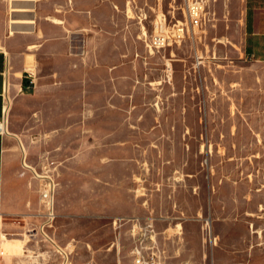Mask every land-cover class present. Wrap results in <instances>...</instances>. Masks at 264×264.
<instances>
[{
    "label": "rangeland",
    "instance_id": "obj_1",
    "mask_svg": "<svg viewBox=\"0 0 264 264\" xmlns=\"http://www.w3.org/2000/svg\"><path fill=\"white\" fill-rule=\"evenodd\" d=\"M59 7L68 37L38 54L72 112L60 176L51 156L38 168L54 174L56 217L4 240L76 243L58 264H264V63L241 53L243 0L46 4Z\"/></svg>",
    "mask_w": 264,
    "mask_h": 264
},
{
    "label": "crops",
    "instance_id": "obj_2",
    "mask_svg": "<svg viewBox=\"0 0 264 264\" xmlns=\"http://www.w3.org/2000/svg\"><path fill=\"white\" fill-rule=\"evenodd\" d=\"M49 1L0 0V122L5 125L0 128V216L5 233L6 229H14L24 234L42 222L47 211L42 198L44 184L54 182V174L58 179L61 165L67 159L66 119L72 112L66 113L67 96L59 92L67 82L58 77L59 71L50 74V80L39 72V49L50 40L68 37L60 7L56 9L58 17L51 15L46 8ZM41 21L57 26L63 33L50 35ZM72 34L80 36L83 32ZM241 53L251 62L264 63V0H243ZM75 54L82 56L83 52ZM77 66L75 63L74 67ZM31 80L34 86L29 90ZM79 81L84 85L86 79ZM78 99L84 104L91 103L84 96ZM97 110L91 108L84 118L92 117ZM49 156L56 160L52 169L55 173L39 175L38 168L45 166ZM5 240L3 247L13 250L15 255L5 252L0 255V264H58L59 248L76 246L71 241L62 245L35 237L27 241Z\"/></svg>",
    "mask_w": 264,
    "mask_h": 264
},
{
    "label": "built area",
    "instance_id": "obj_3",
    "mask_svg": "<svg viewBox=\"0 0 264 264\" xmlns=\"http://www.w3.org/2000/svg\"><path fill=\"white\" fill-rule=\"evenodd\" d=\"M200 9V5L198 3H194L190 5V12L192 15H197ZM178 31H183V29H179ZM181 34L180 32L178 35ZM152 45L156 48L161 47L165 44V36L164 35H155L152 38ZM33 84V80L30 81V86ZM4 127V121L0 122V128L2 129ZM42 198L46 204V214L47 220L43 223V225L50 224L53 219L56 217V214L54 212V203H55V184L52 180L46 182L44 184V189L42 191ZM2 226L0 225V255H4L5 252L7 254H13V250H9V248L3 247V243L5 242L2 233ZM7 236V233H4ZM11 251V252H10ZM63 254V253H62ZM64 258V257H63ZM66 264V260L62 263ZM134 264H151L148 258H146L141 252H138L135 259Z\"/></svg>",
    "mask_w": 264,
    "mask_h": 264
},
{
    "label": "bare ground",
    "instance_id": "obj_4",
    "mask_svg": "<svg viewBox=\"0 0 264 264\" xmlns=\"http://www.w3.org/2000/svg\"><path fill=\"white\" fill-rule=\"evenodd\" d=\"M0 223H1V216H0ZM1 235H5L3 232L1 233ZM7 238V237H6ZM5 245V244H4ZM18 249H21V247H18Z\"/></svg>",
    "mask_w": 264,
    "mask_h": 264
}]
</instances>
